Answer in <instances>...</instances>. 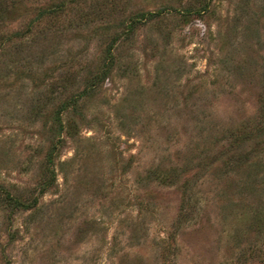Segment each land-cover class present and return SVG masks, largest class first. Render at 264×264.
Masks as SVG:
<instances>
[{"label":"rangeland","instance_id":"rangeland-1","mask_svg":"<svg viewBox=\"0 0 264 264\" xmlns=\"http://www.w3.org/2000/svg\"><path fill=\"white\" fill-rule=\"evenodd\" d=\"M0 264H264V0H0Z\"/></svg>","mask_w":264,"mask_h":264},{"label":"trees","instance_id":"trees-1","mask_svg":"<svg viewBox=\"0 0 264 264\" xmlns=\"http://www.w3.org/2000/svg\"><path fill=\"white\" fill-rule=\"evenodd\" d=\"M152 14V13H151ZM141 16H142V14H141ZM143 16H145V15H143ZM138 19H139V17H137ZM134 21V20H133ZM110 50L111 49H109V54H110V58H113V56H112V54L110 53ZM103 77V76H102ZM99 80H101V76L99 75L98 77H95V80L94 81H92L87 87H86V89L83 91V93L81 94V95H86L87 94V92L88 91H90L95 85H96V83H98L99 82ZM76 102L75 101H73V102H69V103H64L63 104V106L62 107H60V111L58 112V115H57V119L56 120H58V122L59 123H62V119H61V113H63V112H65L69 107H70V105H76L75 104ZM48 163L49 164H53V160H52V157H49L48 158ZM54 182H55V171H54V169H51L50 170V177H49V179H48V181H46L45 182V184L43 185V188H42V190H41V192L43 193V192H46L47 190H48V188H50L51 186H53L54 185ZM8 199L9 200H11L12 202H15V204L14 205H16L17 206V204L18 205H20V203H18L17 202V199L16 198H14V197H12L11 195H8ZM37 204V199H35L32 203H30V205H28V206H35ZM23 208H25V207H23Z\"/></svg>","mask_w":264,"mask_h":264}]
</instances>
